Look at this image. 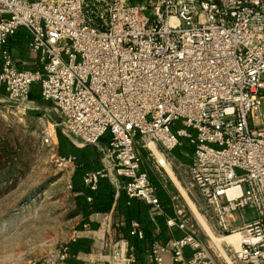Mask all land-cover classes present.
Listing matches in <instances>:
<instances>
[{
    "label": "built area",
    "instance_id": "2783aa9c",
    "mask_svg": "<svg viewBox=\"0 0 264 264\" xmlns=\"http://www.w3.org/2000/svg\"><path fill=\"white\" fill-rule=\"evenodd\" d=\"M21 29L37 70L18 68L7 48ZM0 59V89L12 103L38 108L30 95L39 85L40 102L58 115L42 132L45 146L57 147L59 127L78 148L98 149L103 167L84 178L91 192L108 179L116 197L143 202L182 234L154 245L153 264L167 254L173 264H221L179 216L164 212L142 170L140 149L171 153L181 138L193 147L192 185L218 232L241 235L238 249L228 244L226 264H264V0H0ZM61 160L76 166L72 156ZM248 208L257 219L238 225L236 214ZM130 235L145 239L138 222ZM108 249L107 264L137 262L124 240ZM70 258L67 244L54 259L26 264Z\"/></svg>",
    "mask_w": 264,
    "mask_h": 264
},
{
    "label": "rangeland",
    "instance_id": "374dc122",
    "mask_svg": "<svg viewBox=\"0 0 264 264\" xmlns=\"http://www.w3.org/2000/svg\"><path fill=\"white\" fill-rule=\"evenodd\" d=\"M37 105L25 111L9 100L5 90L0 91V264L54 259L79 230L81 211L72 191L76 166L62 162L59 140L56 148L43 144V130L53 129L51 124L59 122V117L50 104ZM180 127L177 124L175 129ZM56 131L57 136L60 132L64 135L59 127ZM109 137L103 139L105 143ZM180 140L182 145L171 153L140 149L142 170L164 184L175 198L182 222L221 264H226L233 249L227 242H222L220 248L214 238L233 234L218 232L213 213L192 185L189 166L193 147L189 140ZM159 155L171 165L181 186H176L160 166ZM100 160L102 163L101 156ZM242 217L245 222L257 219L251 208L236 214L238 225H242Z\"/></svg>",
    "mask_w": 264,
    "mask_h": 264
},
{
    "label": "crops",
    "instance_id": "0c3cea01",
    "mask_svg": "<svg viewBox=\"0 0 264 264\" xmlns=\"http://www.w3.org/2000/svg\"><path fill=\"white\" fill-rule=\"evenodd\" d=\"M29 41L30 37L28 32L25 29H21L9 40L7 48L11 52L18 68L37 70L38 56L30 52L28 48ZM152 179H154L161 189V193L159 194V191L157 190V194L164 212L170 217H178L179 215L178 210L176 209L175 198L166 190L164 184L156 180L154 177H152ZM158 186L155 185L156 188ZM139 203L145 206L146 210L144 212L134 211L132 214L134 216L139 215L138 217L143 223L142 227L146 228L149 235H152L151 240L146 239L143 242L138 240L137 244L140 247L135 248L130 242V238L134 239V237L130 235L131 227H128V223L120 212H115L113 210L110 213L93 214L89 216L88 221L84 223V225L82 223L83 221L85 222V218L81 213V220L78 227L79 230L75 232L76 236H78L76 241L87 239L91 241V245L88 251H80L74 256L71 255L69 260L70 264H107L109 244L112 241L122 240H124L127 245L134 248L137 257L136 263L153 264L150 259V253L154 245H166L173 238L181 237L182 234L178 230L170 229L166 224L165 217L156 215L153 219L151 217V207L141 201H139ZM133 222L139 223V221L133 219L130 224ZM81 226H83L82 229H80ZM191 256L192 252L189 249L185 250V259L189 260ZM165 264H173L170 254L165 256Z\"/></svg>",
    "mask_w": 264,
    "mask_h": 264
},
{
    "label": "trees",
    "instance_id": "16d2710c",
    "mask_svg": "<svg viewBox=\"0 0 264 264\" xmlns=\"http://www.w3.org/2000/svg\"><path fill=\"white\" fill-rule=\"evenodd\" d=\"M2 70V62H0V72ZM4 89H0L3 91ZM32 100L41 101V90L40 86H34L32 88V92L30 95ZM58 154L61 158H69L74 157L76 159V170L72 177V191L76 195L77 207L83 214L86 223L88 221L89 216L96 213H110L113 210L115 212H120L123 214L125 221L128 223V227H131L130 222L133 219L139 221L141 228L145 233V239L140 240L141 242L146 239L151 240L152 235L146 231V228L142 227L143 223L141 219L138 217L139 215H133L134 211L136 212H144L146 207L139 203L138 200H129L126 194L121 193L118 197H116V192L114 187L110 183L108 179H101L99 181V186L96 192H91L84 183V178L87 173L92 171H99L102 169L103 165L100 160V153L96 147L87 146L85 148H78L75 146L70 139L64 136L61 132L58 133ZM153 184H158L152 179ZM159 187V186H158ZM157 190L160 192V187ZM88 198H91L92 201L88 202ZM81 224V225H82ZM83 226L80 227L82 229ZM138 239L134 237V239L130 238L131 244L135 246V248H139L140 246L137 244ZM91 245V241L87 239L79 240L74 243H70V253L72 256L77 254L80 251H88ZM138 264V263H136Z\"/></svg>",
    "mask_w": 264,
    "mask_h": 264
},
{
    "label": "bare ground",
    "instance_id": "6f19581e",
    "mask_svg": "<svg viewBox=\"0 0 264 264\" xmlns=\"http://www.w3.org/2000/svg\"><path fill=\"white\" fill-rule=\"evenodd\" d=\"M158 158H159V164H160V166L163 167L164 170H165V172L169 175V177H171L173 183L176 186H181L180 185V181L178 180V178L176 177V175L174 174V172H173V170L171 168V165L161 155H159ZM188 200L191 203L190 199H188ZM197 216H199V215H197ZM214 239H215V242L217 243V245L220 248H221L222 242H227L228 244L234 245V247L236 249H238L239 246H240V242H241V235L238 234V233H236V234H233L232 236L222 237V238H214Z\"/></svg>",
    "mask_w": 264,
    "mask_h": 264
}]
</instances>
